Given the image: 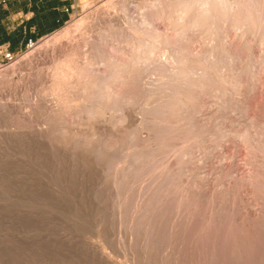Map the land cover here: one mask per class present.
<instances>
[{"label": "rangeland", "instance_id": "rangeland-1", "mask_svg": "<svg viewBox=\"0 0 264 264\" xmlns=\"http://www.w3.org/2000/svg\"><path fill=\"white\" fill-rule=\"evenodd\" d=\"M125 1L100 31L99 49L127 60L132 21L138 27L149 21L166 43L157 42L159 50L149 54V63L140 61L125 87L113 85L120 98L103 106L102 116L88 119L85 95L47 91L48 65L22 63L30 49L10 61L0 58V264H264V45L258 38L264 23L256 35L255 26L236 29L221 20L212 40L205 19L201 28L183 29L194 10L187 16L178 7L205 0ZM229 1V14L247 5L263 22L257 9L264 0ZM107 2L80 0L66 24L35 44L63 30L71 36L77 21ZM180 56L186 60L178 67ZM194 65L197 73L208 71L207 85L187 91L190 101L180 109L156 112L170 99L169 91L156 89L163 75ZM141 150L150 158L144 154L142 165L134 166L130 157ZM153 190L168 195L156 203L161 210L152 209Z\"/></svg>", "mask_w": 264, "mask_h": 264}, {"label": "bare ground", "instance_id": "bare-ground-1", "mask_svg": "<svg viewBox=\"0 0 264 264\" xmlns=\"http://www.w3.org/2000/svg\"><path fill=\"white\" fill-rule=\"evenodd\" d=\"M228 1V2H226ZM236 1V0H235ZM238 1V0H237ZM243 1V0H242ZM252 1H255L257 3L258 0H252ZM260 1V0H259ZM126 1L125 0H108L107 2V7L106 8H102L101 11H99L98 13L95 11L94 13H90L88 14L86 17L84 16L81 20L77 21V23L75 24L74 26V30L72 31V35L69 36V37H66L68 36V33L69 31L67 30H63L62 33H60L59 35L57 36H54L52 37L50 40H47L43 43H41L40 45H36L34 44L33 46L30 47V52L24 56V58L22 59V63L25 64L26 66L28 67H37L38 66H42V65H48V70H51L50 72V75H48V78L50 77V85L49 87L47 88L51 94H59L61 92H73V93H78V94H82V95H85L87 97V100H88V104L83 107V111H85L86 115L88 116V119L89 117H99V115L102 116V114L99 112L101 110V108L105 105H107L108 103H111L113 104L112 106H115L114 104L118 101V99L120 98L119 96V92H116L115 94L112 92V87L113 85H118V86H121L122 84H126L127 83V79L129 77H131L135 72H137L138 70H140V61L142 60H146L147 63H149L150 61V57H149V54L153 51H155V48L156 46L161 42L163 41L164 42V39H160L159 36H157L156 34L157 33H154L151 29V26H150V22L148 21H144L142 23V26L138 27L137 25H135L134 21H132V25L130 28V38L131 40L127 41L126 42V45H127V49H128V54H129V58L127 60H124L122 57H118L117 55H113V52L112 50L114 51V47H112L110 49V51L112 52L111 54H107L105 51H107V49H99L100 45L99 44V37H100V31H104L106 27H108L111 23L110 21L112 20L111 18L114 16V9L115 7L119 6L120 9H123V6H124V3ZM230 1L229 0H205L204 2L202 3H195V5H192V4H189L190 1L187 3H181L178 7L179 9L182 11V12H189L191 10H194L192 11L191 15H189L190 13L186 14L187 16L189 15V17L184 21L185 22V25L184 27L182 26V28H188V27H192V26H201L202 24L200 23V19H205L204 21V28H209L212 27L210 29V31L212 32V30L214 29L213 28V25L216 24L217 22V25H218V29H214V32L211 34L210 32V36L212 35L213 37L216 38V36L214 35H217L218 37V33L220 32L219 31V22H222L224 20H227V24L230 25V27L232 26L233 28L236 26V29L238 26H246L244 28V30H248L247 28H253L254 26L257 27L256 29L253 28L252 32L256 30V32L254 34H259L257 33L258 31V28L260 29V25H262V23H264V18H263V22H261V20L259 19L258 16L254 15L253 14V11H249L248 9L250 8H247V5H242L243 6V9L241 8L240 11H242L243 13L241 14V12L236 9V13L238 14H232L234 12V10H232V13L228 12V9H230L231 7L230 6H227V3H229ZM193 3V2H192ZM235 3V2H234ZM242 3V2H241ZM249 3V2H248ZM175 4V3H174ZM194 4V3H193ZM233 4V3H232ZM252 4V3H250ZM255 4V3H254ZM253 4V6H255ZM260 4V3H257V5ZM198 5V6H196ZM249 5V4H248ZM250 6V5H249ZM263 6V5H262ZM230 7V8H228ZM234 7V6H233ZM126 8V7H125ZM247 8V9H246ZM261 6L258 5V9H257V13L258 12H261L262 14L264 12H262V9L264 8H261ZM232 9V8H231ZM260 9V10H259ZM118 10V9H117ZM116 10V11H117ZM124 10V9H123ZM251 10V9H250ZM264 10V9H263ZM165 11V9H164ZM174 11V10H173ZM161 12V11H160ZM169 12V11H168ZM166 12V13H168ZM123 13V12H122ZM134 13V12H133ZM239 13L241 14V16L239 15ZM256 13V12H255ZM121 14V13H120ZM124 14V13H123ZM260 14V13H259ZM128 15V14H126ZM125 15V16H126ZM131 15V13H130ZM168 15V14H167ZM152 16V15H151ZM154 16V14H153ZM170 16V15H169ZM133 17V16H132ZM159 17V16H158ZM204 17V18H203ZM151 18V17H150ZM161 18V16H160ZM163 18V17H162ZM132 19V18H130ZM179 19V18H178ZM154 20V19H153ZM169 20V19H168ZM203 21V20H202ZM134 22V23H133ZM154 22V21H153ZM173 22V21H172ZM226 22V21H224ZM124 23V22H123ZM137 23V22H136ZM175 25H177L176 22H174ZM172 25V26H175V25ZM259 26H258V25ZM202 25V26H203ZM216 25V26H217ZM222 25V24H221ZM201 26V27H202ZM200 27V28H201ZM215 27V26H214ZM226 27V26H225ZM264 27V25H263ZM173 28V27H172ZM223 28V26H222ZM221 28V29H222ZM243 28V27H242ZM242 28H239V29H242ZM208 29V30H209ZM224 29V28H223ZM231 29V28H230ZM235 29V31H236ZM204 30V29H203ZM217 30L219 32H217ZM102 31V32H103ZM156 31V29H155ZM224 31V30H223ZM240 31V30H239ZM225 32V31H224ZM229 32V31H228ZM260 32V36L258 38H260L259 40L261 41V43L264 45V28L263 30L259 31ZM93 33H96L97 36H94ZM181 33V32H179ZM178 33V34H179ZM220 34V33H219ZM226 34V33H225ZM239 34V33H238ZM242 34V33H241ZM209 35V34H208ZM251 35V34H250ZM167 36V35H166ZM210 36L208 37L210 39V41L213 40L212 36V40L210 38ZM248 36V35H247ZM66 37V38H65ZM173 37V36H172ZM176 37V36H175ZM243 37V36H242ZM241 37V38H242ZM245 37V36H244ZM65 38V39H63ZM129 38V39H130ZM214 38V39H215ZM172 39V38H171ZM207 39V40H209ZM243 39V38H242ZM103 40V39H102ZM101 40V41H102ZM159 40H161V42L157 43ZM168 40V39H167ZM206 40V41H207ZM100 41V42H101ZM171 41V40H170ZM208 41V42H210ZM258 41V40H257ZM115 42V41H114ZM207 42V43H208ZM256 42V41H255ZM113 43V42H112ZM166 43V42H164ZM119 44V42L117 43ZM157 44V45H156ZM158 46H161V45H158ZM157 46V47H158ZM210 48V47H209ZM117 49V48H116ZM122 49V48H121ZM158 49V48H156ZM208 49V48H207ZM29 50V49H28ZM124 50V49H122ZM159 50V49H158ZM119 51V50H118ZM109 52V51H108ZM122 52V51H121ZM115 53V51H114ZM117 53V52H116ZM120 53V52H119ZM212 53V52H211ZM185 54V53H184ZM208 54V53H206ZM205 54V55H206ZM121 55V54H120ZM127 55V54H126ZM211 55V54H210ZM162 56V55H161ZM186 56V55H185ZM204 57V56H203ZM200 59H203V58H200ZM149 60V61H147ZM185 57H179L177 58L176 61H178L179 63V66L180 67V64L182 65V63L185 62ZM211 60V59H210ZM209 60V61H210ZM156 61V60H155ZM173 61V60H172ZM204 61V60H203ZM212 61V60H211ZM202 62V61H200ZM197 63V62H196ZM166 64V63H165ZM175 64V63H174ZM192 66V65H191ZM190 68H178L177 71H175L174 73L172 74H169V75H163V77H166L165 80L163 77H161V79L163 78V80H161L160 84H158V86L156 87V89L158 88L159 91H169V94H170V99L164 103L163 105H161L157 110L156 112H162L163 113H166V112H169V110L171 111V109H176V108H181L183 106H185L186 104H188V101H190V95L188 96L187 95V91H190L191 89H203L204 86L207 85L208 81H209V78H208V75H207V72L206 70H202L200 73H197L196 71H198V69L196 70V68H194L196 65H194L193 67ZM46 67V66H45ZM164 66L160 65V69L161 70H164L163 68ZM200 67L197 65V68ZM203 67V66H202ZM101 68V70L99 69ZM177 68V67H176ZM206 69V67H205ZM39 70V68H38ZM40 70H43V69H40ZM196 70V71H195ZM37 71V70H36ZM200 71V70H199ZM42 74V73H41ZM44 76V79L47 78L45 77V75H42ZM142 77V76H141ZM223 78V77H222ZM227 79V78H226ZM225 79V80H226ZM130 80V79H128ZM142 80V79H141ZM224 80V81H225ZM124 84V85H125ZM154 84V83H153ZM156 84V83H155ZM122 85V86H124ZM126 86V85H125ZM124 86V87H125ZM129 86V85H128ZM122 88V87H121ZM128 88V87H127ZM224 88V87H223ZM126 89V88H125ZM161 89V90H160ZM124 90V89H123ZM152 90V89H151ZM224 90V89H222ZM46 91V90H45ZM140 91V90H139ZM150 91V90H148ZM151 92V91H150ZM153 92V90H152ZM151 92V93H152ZM149 93V92H148ZM162 93V92H161ZM126 94H129V93H126ZM163 94V93H162ZM58 96V95H57ZM61 96V95H60ZM126 96V95H125ZM161 97V95H160ZM198 97V96H197ZM200 97V96H199ZM61 98V97H60ZM149 98V97H148ZM152 98V97H151ZM192 98V97H191ZM132 100V98H131ZM131 100H129L128 102H130ZM152 101V100H151ZM160 101V100H159ZM162 101V100H161ZM153 102V101H152ZM156 102V101H155ZM158 102V101H157ZM130 103H133L132 101ZM149 103V102H148ZM159 103V102H158ZM191 104V102H190ZM72 105V104H71ZM129 105V103H128ZM145 105V104H144ZM160 105V103H159ZM158 105V106H159ZM75 106V105H74ZM77 106V105H76ZM148 106V105H147ZM107 107V106H105ZM149 107V106H148ZM186 108V107H185ZM104 109V108H103ZM144 109H147L144 108ZM155 109V108H154ZM153 109V110H154ZM183 109V108H182ZM187 109V108H186ZM152 110V109H151ZM189 110V109H188ZM119 111V110H118ZM146 111V110H145ZM165 111V112H164ZM153 112V111H152ZM155 112V111H154ZM155 112V113H156ZM172 112V111H171ZM176 112V111H175ZM174 112V113H175ZM181 112V111H180ZM84 113V112H83ZM103 113V112H102ZM150 113V111H149ZM154 113V114H155ZM156 113V115L158 114ZM173 113V114H174ZM183 113V112H182ZM189 113V112H188ZM152 114V113H151ZM177 114V113H176ZM78 115V114H77ZM85 115V116H86ZM170 115V114H169ZM175 115V114H174ZM173 115V116H174ZM178 116L180 114H177ZM186 115V114H185ZM159 117V115H158ZM162 117V116H161ZM169 117V116H168ZM183 118H187V117H184L182 115ZM162 118H165V117H162ZM95 119V118H94ZM120 119V118H119ZM174 119V118H173ZM80 120V119H79ZM91 120V118H90ZM165 122V121H164ZM178 122V121H177ZM143 123V122H141ZM158 123V122H156ZM179 123V122H178ZM151 124V123H150ZM155 124V123H154ZM167 124V123H166ZM107 125V124H105ZM168 125V124H167ZM166 125V126H167ZM176 125V124H175ZM124 126V125H123ZM153 126V124L151 125V127ZM157 126V125H156ZM154 126V127H156ZM160 126V125H159ZM162 126V125H161ZM165 126V125H163ZM170 126V125H169ZM168 126V127H169ZM145 127V125H144ZM172 127V125H171ZM61 128V127H60ZM140 128V127H139ZM162 128V127H161ZM164 128H167V127H164ZM157 129V127H156ZM150 130V129H149ZM159 130V129H158ZM57 131V130H56ZM137 131V129H136ZM152 131V129H151ZM135 132V131H133ZM149 132V131H148ZM151 133V132H149ZM173 133V132H172ZM81 134V133H80ZM130 134V133H129ZM256 134V133H255ZM138 136V135H137ZM171 136V135H170ZM262 136V135H261ZM131 137V135H130ZM135 137V136H134ZM255 137V136H254ZM179 138V137H178ZM247 138V137H246ZM250 138V137H249ZM159 139V138H158ZM258 139V138H257ZM150 140V139H149ZM175 140V139H174ZM193 140H195L193 138ZM191 140V141H193ZM249 140V139H248ZM264 140V138H263ZM122 141V140H121ZM189 141V139L187 140ZM190 141V142H191ZM183 142V141H182ZM181 142V143H182ZM186 142V141H185ZM129 143V142H128ZM146 143V142H145ZM144 143V144H145ZM180 143V144H181ZM193 143V142H192ZM191 143V144H192ZM260 143V142H259ZM130 144V143H129ZM128 144V145H129ZM142 144V143H141ZM164 144V143H163ZM190 144V143H189ZM264 143H262L263 145ZM73 145V144H72ZM132 145V144H131ZM143 145V144H142ZM149 145V143H148ZM153 145V143H152ZM159 145V144H158ZM261 146V144H258ZM123 146V145H122ZM141 146V145H140ZM139 146V147H140ZM150 146V145H149ZM148 146V147H149ZM162 146V145H161ZM160 146V147H161ZM177 146V145H176ZM183 149H184V143L183 145ZM187 146V145H186ZM133 147V146H132ZM131 147V148H132ZM138 147V146H137ZM188 147V146H187ZM115 148V147H113ZM125 148V147H124ZM150 148V147H149ZM177 148H179L177 146ZM262 148V147H261ZM259 147V149H261ZM264 148V147H263ZM262 148V150H263ZM130 149V148H129ZM135 149V148H134ZM133 149V150H134ZM144 149V148H143ZM155 149V148H154ZM157 149V148H156ZM180 149V148H179ZM105 150V149H104ZM120 150H123V149H120ZM118 150V151H120ZM136 150V149H135ZM174 150V149H173ZM181 150V149H180ZM101 151V150H100ZM124 151V150H123ZM128 151V150H127ZM148 151V148L147 150ZM163 151V150H162ZM166 151V150H165ZM179 151V150H177ZM254 151V150H253ZM257 151V150H256ZM261 150H259L258 152H260ZM95 152V151H94ZM140 152V151H139ZM144 152V151H143ZM149 152V151H148ZM262 152V151H261ZM122 153V152H121ZM124 153V152H123ZM132 153V152H131ZM130 153V154H131ZM149 153H153V150L151 149V151ZM171 153V152H169ZM119 154V153H118ZM129 154V155H130ZM136 154V152H135ZM145 154V153H144ZM142 154V150H141V153L138 154V151H137V154L133 157L131 156L130 158H132L134 161H133V164L135 163L136 165L134 166H138V164H141L142 163V160L143 158H147L145 157V155L147 154ZM127 155V154H126ZM131 155H134V154H131ZM149 155V154H148ZM147 155V156H148ZM153 155V154H152ZM185 155V154H184ZM102 156V155H101ZM150 156V155H149ZM148 156V157H149ZM121 157V156H120ZM119 157V158H120ZM155 157V156H154ZM261 157V156H260ZM150 158V157H149ZM180 159H182L181 157H178ZM111 159V158H110ZM129 160V159H128ZM146 160V159H145ZM263 160V159H262ZM124 161L126 162L125 158H124ZM132 161V160H131ZM175 161V160H174ZM152 162V160H151ZM150 162V165H149V169L150 171L152 170L154 172V169H155V166L154 165H151L153 164L154 162L151 163ZM158 162V161H156ZM127 163V162H126ZM132 163V162H131ZM129 164V163H128ZM148 164V163H147ZM157 164V163H155ZM142 165V164H141ZM158 165V164H157ZM160 165V164H159ZM114 166V165H113ZM116 166V165H115ZM114 166V167H115ZM126 166V164H125ZM151 166V167H150ZM161 166V165H160ZM157 167V166H156ZM163 167V166H162ZM161 167V168H162ZM175 167V166H174ZM113 168V167H112ZM118 168V167H117ZM161 170V169H160ZM131 170H129L130 172ZM136 171V170H135ZM144 171V170H143ZM147 171V170H146ZM146 171H144L146 173ZM122 172V171H121ZM124 172V171H123ZM126 172V171H125ZM128 172V171H127ZM137 172V171H136ZM135 172V173H136ZM141 172V171H140ZM148 172V171H147ZM151 175H153L154 173L157 175L160 173H157L158 171L154 172ZM143 173V172H141ZM161 173H164V171ZM121 174V173H120ZM154 174V175H155ZM115 175V174H114ZM119 175V174H118ZM122 175V174H121ZM134 175V174H133ZM154 175L152 177H154ZM113 176V175H112ZM120 176V175H119ZM124 176V175H123ZM143 176V175H142ZM150 176V175H149ZM127 177V175H126ZM133 177V176H132ZM141 177V176H140ZM120 178V177H119ZM139 177H137L138 179ZM115 179V178H114ZM123 179V178H122ZM146 179V178H145ZM157 179H159V177H157ZM116 180V179H115ZM133 180V179H132ZM117 181V180H116ZM125 181V180H123ZM136 181V180H135ZM149 180H146L144 181V183H148ZM160 181V180H159ZM118 182V181H117ZM120 182H122L120 180ZM132 182V181H131ZM137 182V181H136ZM139 182H142V185H144L143 183V180L139 181ZM135 183V182H134ZM154 183V182H153ZM157 183V182H156ZM165 183V182H164ZM116 184V182H115ZM114 184V185H115ZM118 184V183H117ZM123 184V183H122ZM124 184H127V183H124ZM123 184V186H124ZM129 184H131L129 182ZM138 184V182H137ZM161 184V183H159ZM171 184V183H170ZM113 185V184H112ZM134 185V184H133ZM158 185V184H157ZM177 185V184H176ZM120 186V184H119ZM135 186V185H134ZM148 186V185H147ZM146 186V187H147ZM118 187V186H117ZM145 186L143 187H140L144 188ZM156 189H157V186H155ZM154 187V188H155ZM159 187V186H158ZM175 187V186H174ZM178 187V186H177ZM176 187V188H177ZM119 188L118 187V191H119ZM125 188V187H124ZM132 188V187H131ZM130 188V189H131ZM110 189V188H109ZM123 189V187H122ZM135 189V188H133ZM145 189V188H144ZM161 189V187H160ZM159 189V190H160ZM129 190V189H128ZM149 190H150V187H149ZM148 190V191H149ZM158 190V189H157ZM158 190V191H159ZM179 190V189H178ZM116 191V190H115ZM147 191V190H146ZM145 191V192H146ZM147 191V192H148ZM152 191V189H151ZM165 191V189H164ZM141 192V191H140ZM146 192V193H147ZM154 192V190H153ZM162 192V191H161ZM160 192V193H161ZM179 192V191H178ZM135 193V192H133ZM142 193V192H141ZM145 193V195H146ZM155 193V192H154ZM153 193V197L152 195H150V199L151 197L155 200L154 201V205L152 207L155 208L156 205H160L159 202H165V199L163 198V196L165 197V194L167 195V193H164V194H160L159 192L155 193L156 195L159 193V196H156L155 197V194ZM172 193V192H170ZM177 195V192H175ZM181 193V192H180ZM138 194V193H137ZM136 194V195H137ZM150 194V193H149ZM131 195V194H130ZM179 195V193H178ZM186 195V194H185ZM184 195V196H185ZM168 196V195H167ZM180 196V195H179ZM183 196V197H184ZM125 197V196H124ZM139 197V196H138ZM176 197V196H175ZM189 197V196H188ZM116 198V197H115ZM142 198V197H141ZM149 198V196H148ZM163 198V200L161 199ZM179 198V197H178ZM117 199V198H116ZM174 199V198H173ZM182 199V198H181ZM157 200V201H156ZM162 200V201H160ZM169 200V199H168ZM177 200V198H176ZM183 200V199H182ZM141 201V200H140ZM146 201V200H145ZM148 201V200H147ZM151 201V200H150ZM148 201V202H150ZM174 201V200H173ZM172 201V202H173ZM179 201H181L180 199H178V204H179ZM184 201V200H183ZM175 202V201H174ZM145 203V202H144ZM143 203V205H144ZM151 203L152 201L149 203L150 206H151ZM157 203V204H156ZM181 203V202H180ZM187 203V202H186ZM185 203V204H186ZM189 203V201H188ZM187 203V204H188ZM164 204V203H163ZM162 204V205H163ZM170 204V202H169ZM140 205V204H139ZM146 205V204H145ZM157 205V207H159ZM181 205V204H180ZM168 206V205H167ZM172 206V205H171ZM188 206V205H187ZM145 207V206H144ZM166 207V206H165ZM178 207V206H177ZM184 207V206H183ZM151 209V207H148ZM187 208V207H185ZM156 209V208H155ZM167 209V208H166ZM198 209V208H197ZM123 210V209H122ZM138 210V209H137ZM136 210V211H137ZM154 210V209H153ZM156 210H161V209H156ZM170 210V209H169ZM175 210V209H174ZM183 210V209H182ZM187 210V209H185ZM132 211V210H131ZM176 211V210H175ZM124 212H125V209H124ZM147 212V211H146ZM164 212V211H163ZM177 212L178 209H177ZM176 212V213H177ZM182 212V211H181ZM186 212V211H185ZM208 212V211H207ZM119 213V212H118ZM139 213V212H138ZM142 213V212H141ZM172 213V212H171ZM170 213V214H171ZM175 213V212H174ZM175 213V214H176ZM187 213V212H186ZM209 213V212H208ZM214 213V212H213ZM143 214V213H142ZM152 214V213H151ZM164 214V213H163ZM168 214V213H167ZM166 214V216H167ZM174 214V216H175ZM183 214V212H182ZM185 214V213H184ZM177 215V214H176ZM181 215V214H180ZM153 216V215H152ZM157 216V215H156ZM165 216V214H164ZM184 216V215H183ZM193 216H194V213H193ZM121 217V216H120ZM170 217V216H169ZM176 217V216H175ZM182 217V215L180 216V218ZM192 217V216H191ZM124 218V217H123ZM179 218V217H178ZM177 218V219H178ZM183 218H186L185 216ZM188 218V217H187ZM186 218V219H187ZM201 218V217H200ZM208 218V217H207ZM155 219V218H154ZM169 219V218H168ZM176 219V218H175ZM177 219L175 221H177ZM191 219V218H190ZM141 220V219H140ZM146 220H150V219H146ZM180 220V219H179ZM185 220V219H184ZM210 220H211V217H210ZM128 221V220H127ZM126 221V222H127ZM157 221V220H155ZM124 222V221H123ZM136 222V221H135ZM134 222V223H135ZM146 222V221H145ZM150 222V221H149ZM179 222V221H178ZM190 222V221H189ZM210 222V221H209ZM212 222V221H211ZM185 223V222H184ZM128 224V223H126ZM125 224V226H127ZM151 225L153 223H150ZM124 226V225H123ZM124 226V227H125ZM132 226V224H131ZM140 227L142 225H139ZM138 227V226H137ZM136 227V228H137ZM151 227V226H149ZM134 228V226H133ZM156 228V227H155ZM154 228V229H155ZM123 229V228H122ZM142 229V228H141ZM144 231V229H143ZM144 235V234H143ZM171 235V234H170ZM183 238V237H182ZM135 239V238H134ZM138 239V238H137ZM165 239V238H164ZM134 241V240H133ZM182 242V241H181ZM165 243V242H164ZM176 246V245H175ZM157 250V249H156ZM133 251V250H132ZM173 254V253H172ZM156 256V255H155ZM104 257V256H103ZM150 257V256H149ZM173 257V256H172ZM114 264V263H113Z\"/></svg>", "mask_w": 264, "mask_h": 264}, {"label": "crops", "instance_id": "crops-1", "mask_svg": "<svg viewBox=\"0 0 264 264\" xmlns=\"http://www.w3.org/2000/svg\"><path fill=\"white\" fill-rule=\"evenodd\" d=\"M80 0H0V47L16 54L66 24Z\"/></svg>", "mask_w": 264, "mask_h": 264}, {"label": "built area", "instance_id": "built-area-1", "mask_svg": "<svg viewBox=\"0 0 264 264\" xmlns=\"http://www.w3.org/2000/svg\"><path fill=\"white\" fill-rule=\"evenodd\" d=\"M34 44L35 42H28L25 49H30ZM0 58L3 61H10L13 58V54L0 47Z\"/></svg>", "mask_w": 264, "mask_h": 264}]
</instances>
